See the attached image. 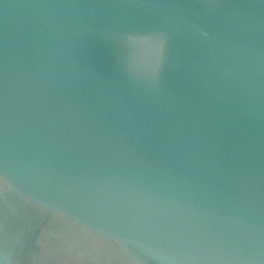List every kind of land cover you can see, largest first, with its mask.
<instances>
[{
  "label": "water",
  "instance_id": "water-1",
  "mask_svg": "<svg viewBox=\"0 0 264 264\" xmlns=\"http://www.w3.org/2000/svg\"><path fill=\"white\" fill-rule=\"evenodd\" d=\"M50 218L131 264H264V0H0V264Z\"/></svg>",
  "mask_w": 264,
  "mask_h": 264
},
{
  "label": "rangeland",
  "instance_id": "rangeland-1",
  "mask_svg": "<svg viewBox=\"0 0 264 264\" xmlns=\"http://www.w3.org/2000/svg\"><path fill=\"white\" fill-rule=\"evenodd\" d=\"M30 218L28 214L26 219ZM34 244L37 248L33 254L37 255V258L30 264H87L88 259L97 264L130 263L118 253H112L115 248L108 245L111 248L109 249L103 241L92 238L55 218L41 223Z\"/></svg>",
  "mask_w": 264,
  "mask_h": 264
}]
</instances>
